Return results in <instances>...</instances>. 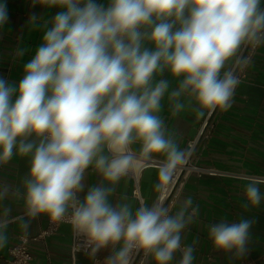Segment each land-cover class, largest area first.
<instances>
[{
    "label": "clouds",
    "instance_id": "obj_1",
    "mask_svg": "<svg viewBox=\"0 0 264 264\" xmlns=\"http://www.w3.org/2000/svg\"><path fill=\"white\" fill-rule=\"evenodd\" d=\"M30 3L45 10L28 21L39 43L18 81L0 74V166L14 156L29 163L24 214L3 209L0 248L13 220L27 233L30 220L46 216L53 225L68 223L91 254L110 249L108 264H132L141 254L151 264H194L195 249L182 244L200 213L190 196L175 211L160 199L133 210L111 198L141 158L160 159L159 177L169 185L187 166L193 149L169 132L163 102L172 115L192 108L197 118L232 107L250 53L264 47V0ZM8 19L0 0V27ZM27 52L18 45L13 55ZM89 169L98 176L94 185L86 183ZM261 183L248 179L244 209L264 203ZM18 194L0 184V201ZM254 224L220 220L208 237L217 250L243 258Z\"/></svg>",
    "mask_w": 264,
    "mask_h": 264
},
{
    "label": "crops",
    "instance_id": "obj_2",
    "mask_svg": "<svg viewBox=\"0 0 264 264\" xmlns=\"http://www.w3.org/2000/svg\"><path fill=\"white\" fill-rule=\"evenodd\" d=\"M6 6L9 19L0 27V74L10 81H18L23 74V64L31 57L40 39V32L28 25L30 14L33 11L41 14L45 10L39 6L32 8L30 0H6ZM54 11L46 13L45 18L54 14ZM18 45L28 49L23 58H15L13 55ZM250 54L253 63L244 70L233 105L227 112L217 111L197 118L192 108H186L178 115H172L167 100L163 102L165 108L162 116L169 132L181 147L196 141L191 163L215 172L181 176L173 189L174 197L166 202L173 211L179 207L178 199L184 196H190L194 204L200 205L198 218L188 226L182 239L183 245L195 249L194 264H239L264 254V203L247 210L242 207L245 202L242 193L248 179L264 181V47ZM133 148L138 150L139 145H133ZM28 166V158L15 156L8 164L0 166V184L10 185L13 193H19L0 201V214L4 208L11 209L12 217L24 214L23 178ZM97 180L95 171L89 169L86 183L94 185ZM162 182L159 169L149 168L142 173L140 193L144 203L151 205L158 199ZM157 184H160L159 189ZM259 186L264 191V183ZM111 199L127 202L133 210L139 206L132 196V182L126 176L115 185ZM244 217L255 220L247 245L248 252L243 258H232L213 246L208 237V226L220 220L238 222ZM46 223V216L32 219L25 233L19 221L13 220L8 226L7 244L0 248V264H7L9 249L16 244L19 236L34 237L46 227ZM71 232L69 224H61L55 235L31 241L30 264H92L95 258L107 260L111 254L110 249H102L95 254L89 250L72 256ZM143 264H151V257H147Z\"/></svg>",
    "mask_w": 264,
    "mask_h": 264
},
{
    "label": "built area",
    "instance_id": "obj_3",
    "mask_svg": "<svg viewBox=\"0 0 264 264\" xmlns=\"http://www.w3.org/2000/svg\"><path fill=\"white\" fill-rule=\"evenodd\" d=\"M195 143L196 141H191L187 144V147L193 149ZM149 168L159 169L160 160L152 159L151 161H146L143 158H141L140 160L134 162V166L130 170L129 175L126 176L132 182V196L136 199L139 205L141 203H144V199L142 198L140 193L141 175L146 169ZM205 173L213 174L215 172L212 169H203L195 166L194 164L191 163V157H190L187 166L183 170L177 173L174 181L170 185L164 181L162 182L158 199L167 202L169 198H173L174 197L173 189L178 184L181 176L185 177L190 174H195L197 176H200ZM62 224H68V223H62ZM60 226L61 224L59 225L51 224L47 219L46 227L42 229L36 236L34 237H29L26 235L19 236L16 244L9 249V258L6 261L7 264H30L32 258L29 250V243L31 241L44 240L48 237L55 235L58 232ZM88 251L89 250L86 249L84 246L82 238L76 237L72 231L71 243H70L71 255L74 256L77 253H87ZM146 258L147 257H144L142 254L135 255L132 258V264H143ZM72 264L75 263L73 262ZM92 264H108V261L105 259L95 258L92 261ZM239 264H264V254L255 260L242 261Z\"/></svg>",
    "mask_w": 264,
    "mask_h": 264
}]
</instances>
